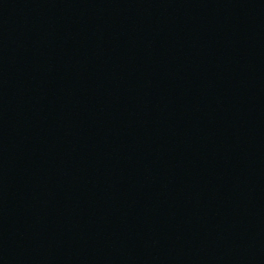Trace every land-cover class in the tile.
I'll list each match as a JSON object with an SVG mask.
<instances>
[{"label": "water", "instance_id": "obj_1", "mask_svg": "<svg viewBox=\"0 0 264 264\" xmlns=\"http://www.w3.org/2000/svg\"><path fill=\"white\" fill-rule=\"evenodd\" d=\"M0 264H264V0H0Z\"/></svg>", "mask_w": 264, "mask_h": 264}]
</instances>
